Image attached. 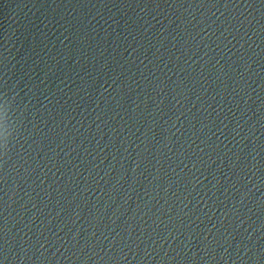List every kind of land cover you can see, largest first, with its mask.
Returning <instances> with one entry per match:
<instances>
[{
  "label": "water",
  "instance_id": "obj_1",
  "mask_svg": "<svg viewBox=\"0 0 264 264\" xmlns=\"http://www.w3.org/2000/svg\"><path fill=\"white\" fill-rule=\"evenodd\" d=\"M0 264H264V0H0Z\"/></svg>",
  "mask_w": 264,
  "mask_h": 264
},
{
  "label": "snow or ice",
  "instance_id": "obj_2",
  "mask_svg": "<svg viewBox=\"0 0 264 264\" xmlns=\"http://www.w3.org/2000/svg\"><path fill=\"white\" fill-rule=\"evenodd\" d=\"M10 105L7 94L0 92V152H2L4 143L10 137L9 123Z\"/></svg>",
  "mask_w": 264,
  "mask_h": 264
},
{
  "label": "clouds",
  "instance_id": "obj_3",
  "mask_svg": "<svg viewBox=\"0 0 264 264\" xmlns=\"http://www.w3.org/2000/svg\"><path fill=\"white\" fill-rule=\"evenodd\" d=\"M9 132H10V128H9Z\"/></svg>",
  "mask_w": 264,
  "mask_h": 264
}]
</instances>
